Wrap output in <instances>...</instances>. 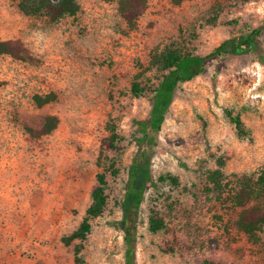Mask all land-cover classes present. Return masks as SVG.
<instances>
[{
	"label": "rangeland",
	"instance_id": "obj_1",
	"mask_svg": "<svg viewBox=\"0 0 264 264\" xmlns=\"http://www.w3.org/2000/svg\"><path fill=\"white\" fill-rule=\"evenodd\" d=\"M117 1L78 0L76 15L50 22L24 14L19 0H0V40L21 39L30 56L0 55V264H125L131 228L137 264H198L199 258L264 264V228L257 239L242 233L236 225L241 208L228 192H206L204 175L218 157L231 179L257 175L264 165V0H149L134 29ZM226 40V52L175 89L152 157L156 185L136 219L125 222L121 202L141 135L137 121L149 119L153 108L150 89L130 93L136 61L148 65L151 53L170 43L207 56ZM147 76L158 84L163 73L151 69ZM50 92L55 100L35 104V94ZM227 109L241 115L248 135H238ZM25 115L60 121L51 133L32 136ZM110 120L118 151L102 146ZM110 158L117 161L115 175L107 170ZM104 170L103 212L85 240L65 244ZM169 174L177 184L158 180ZM152 208L169 231L148 229Z\"/></svg>",
	"mask_w": 264,
	"mask_h": 264
},
{
	"label": "trees",
	"instance_id": "obj_2",
	"mask_svg": "<svg viewBox=\"0 0 264 264\" xmlns=\"http://www.w3.org/2000/svg\"><path fill=\"white\" fill-rule=\"evenodd\" d=\"M111 1V0H107ZM175 5H180L186 0H170ZM245 1V0H243ZM20 10L28 16H44L50 22H58L66 16L76 15L81 6L78 0H19ZM149 0H118V12L129 29L136 27L139 17L148 9ZM229 41H224L219 47L207 56L194 55L187 52L186 48L177 43H170L164 48H156L150 55L148 65L136 61L137 72L134 75L130 93L140 96L150 89L153 92V108L151 116L147 120L137 121L141 135L135 138L137 150L128 169V179L124 199L121 202L123 219L125 222L134 221L144 201L146 192L151 185H156L152 169V157L158 146V133L162 122L171 104L175 89L181 82L191 80L203 72L207 59L221 56L226 52ZM0 55H7L14 59L24 60L30 58L28 50L21 39L0 40ZM156 69L163 73L158 84H154L147 76L148 71ZM151 84V88L148 85ZM56 99L52 92L41 95L35 94L33 100L37 106H43ZM226 116L235 125L239 136L248 135L240 114L232 109L226 110ZM59 117L56 115H25L22 119L23 126L32 136H42L51 133L59 125ZM108 135L102 142L103 149L118 151L119 134L116 124L110 120L106 125ZM117 161L110 158L107 170L117 174ZM217 167L205 172L206 192L223 194L228 192L232 202L241 208L238 213L236 225L238 229L252 239H257L259 232L264 228V165L259 174H244L231 179L225 174L224 157L217 158ZM107 171L97 174L98 185L92 192V202L86 210L85 217L78 228L68 236L62 238L65 244H70L75 239L85 240L92 229V219L99 216L107 203L106 185ZM170 179L177 184L178 178L173 175H160L158 180ZM148 229L157 233L169 231L170 227L155 208L150 211ZM137 239L133 228L127 231L125 236V264H137L136 262ZM82 245H76L75 260L82 262L80 255ZM198 264H219L210 259L199 258Z\"/></svg>",
	"mask_w": 264,
	"mask_h": 264
}]
</instances>
